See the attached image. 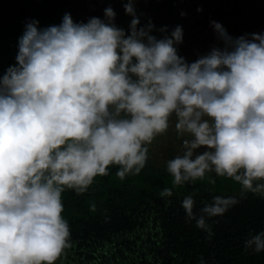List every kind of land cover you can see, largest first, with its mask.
Here are the masks:
<instances>
[{
    "label": "clouds",
    "instance_id": "clouds-1",
    "mask_svg": "<svg viewBox=\"0 0 264 264\" xmlns=\"http://www.w3.org/2000/svg\"><path fill=\"white\" fill-rule=\"evenodd\" d=\"M136 3L124 4L128 31L112 7L86 23L70 13L59 25L26 23L17 63L0 76V264H55L71 246L62 193L87 192L110 166L121 180L138 175L147 145L173 116L178 137H187L167 161L174 187L214 172L237 182L242 196H264V33L233 37L211 21L223 46L189 62L177 47L183 27L169 35L150 19L141 26ZM237 203L217 195L198 215L187 196L182 207L211 236L206 218ZM245 248L264 251V231Z\"/></svg>",
    "mask_w": 264,
    "mask_h": 264
},
{
    "label": "trees",
    "instance_id": "trees-1",
    "mask_svg": "<svg viewBox=\"0 0 264 264\" xmlns=\"http://www.w3.org/2000/svg\"><path fill=\"white\" fill-rule=\"evenodd\" d=\"M50 2L44 0L36 8L37 0H0V40L5 43L0 47V75L17 63L18 40L27 22L38 20L40 28L62 22L65 13L60 10L66 4ZM108 4L116 11V25L128 31L133 17L122 4L113 5L109 0ZM135 7L143 9L144 3L140 0ZM139 18L141 21V14ZM117 171L118 166H110L109 174L95 177L83 194L73 190L62 193V216L70 228L71 246L67 249L75 255L68 264L71 260L75 264H201L202 260L203 264H264V251L245 248L248 238L264 231V196L207 191L197 182L174 187L172 180L164 183L157 179L168 172L152 165L149 150L138 175L121 180ZM165 188H171L173 195L161 197L159 193ZM217 195L234 196L238 203L222 216L206 218L213 233L209 236L195 221L187 220L182 201L191 196L194 212L199 215Z\"/></svg>",
    "mask_w": 264,
    "mask_h": 264
},
{
    "label": "rangeland",
    "instance_id": "rangeland-1",
    "mask_svg": "<svg viewBox=\"0 0 264 264\" xmlns=\"http://www.w3.org/2000/svg\"><path fill=\"white\" fill-rule=\"evenodd\" d=\"M141 1L144 3V8L136 9L137 15L140 16L141 14L142 17L141 26L146 24L150 19L156 26V29L165 25L168 26L169 35L177 25L183 27V43L177 47L179 55L185 57L189 62L195 61L200 55L206 54L213 46H223L217 39L211 21L221 23L233 37H239L248 33H264V0H181L180 3L174 2L171 4L165 0ZM109 2L118 5L122 4L124 7L127 0H109ZM139 2L140 0H137L136 4ZM59 3L66 4L65 10L60 11L65 14L70 13L77 23H86L91 17L103 19L105 16L104 9L110 7L108 0H51L50 2V4L55 6H58ZM43 4L44 0H37L36 8H39ZM53 11L59 12L57 8L55 10L53 8ZM181 13H186V15L182 16ZM5 16L4 19L7 22L10 14ZM116 22L117 18L115 17ZM153 34L157 36L162 35L159 31L155 30ZM1 46H5L2 40H0ZM1 55L0 50V59L2 58ZM175 122V117H171L168 130L158 135L150 145H147L152 165L156 168L165 170L168 160L183 153L182 143L183 139L187 137H178L175 131ZM198 151L202 152L204 149L201 148ZM209 178H214L216 183L214 185L210 184L208 182ZM157 179L167 183L169 180H173V177L167 173L166 175L159 176ZM196 182L200 185L198 187L208 189L207 191L241 193V186L237 182H234L230 178L219 177L215 173L206 174L204 180ZM64 219L67 220V218ZM74 256L73 252H69V249H66L55 264H68L71 257ZM70 264L75 263L71 260Z\"/></svg>",
    "mask_w": 264,
    "mask_h": 264
}]
</instances>
